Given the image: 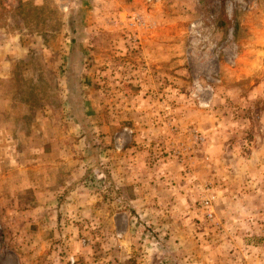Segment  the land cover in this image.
Here are the masks:
<instances>
[{
	"label": "rangeland",
	"instance_id": "1",
	"mask_svg": "<svg viewBox=\"0 0 264 264\" xmlns=\"http://www.w3.org/2000/svg\"><path fill=\"white\" fill-rule=\"evenodd\" d=\"M2 33L12 39L6 49L25 52L13 63L20 85L16 91L53 115L55 124L61 109L78 114L88 145L102 152V164L95 170L108 169L103 152L110 146L118 153L134 151L135 161H147L145 165L159 160L150 175L156 184L151 182L148 197L156 201L159 195L164 226L176 223L171 209L180 201L174 180L198 181L191 185V206L197 210L203 209L201 197L213 194L216 199L223 187L218 157H213L212 175H205L202 167L190 177L194 166L210 162L202 152L205 112L214 125L210 134L224 137L226 150L241 143L239 135L252 138L259 128L257 114L264 111V0H0ZM76 138L73 130L68 144L77 145ZM208 175L212 187L201 185ZM124 224L118 217V225ZM153 226H144L147 238L161 242L163 234L160 240ZM9 236L0 233V264H18L15 251L2 245ZM62 238L53 234L54 244ZM166 251V257L174 252ZM31 253L20 250L23 258ZM69 256L64 254L67 263L83 264Z\"/></svg>",
	"mask_w": 264,
	"mask_h": 264
},
{
	"label": "crops",
	"instance_id": "2",
	"mask_svg": "<svg viewBox=\"0 0 264 264\" xmlns=\"http://www.w3.org/2000/svg\"><path fill=\"white\" fill-rule=\"evenodd\" d=\"M6 36L0 34V233L10 235L2 245L15 251L18 264H70L64 254L83 264H135L134 259L142 264H164V260L166 264H264V111L257 114L256 134L239 135L241 143L227 150L224 137L210 134L214 125L205 112L200 126L205 133L202 152L210 162L194 166L190 177L202 167L210 175L213 157H218L223 187L219 186V197L210 189L217 195L214 221L206 219L203 209L191 206L195 200L191 185L198 181L193 183L188 176L174 180L178 183L173 192L180 201L177 209H171L176 223L164 226L159 195L156 201L148 197L151 182L156 184L150 175L159 160L148 162L150 168L144 164L147 161H135L134 151L118 153L110 146L103 152L108 155V169L96 171L102 152L88 145L80 116L61 109L55 124L53 115L16 91L20 85L13 63L25 52L12 50L13 46L6 49L12 40ZM73 130L77 145L68 144ZM102 173L107 180L101 179ZM209 175L201 183L204 187L213 186ZM105 188L108 193L102 195ZM120 188L126 192L122 194ZM104 202L108 208H102ZM118 217L126 224L118 225ZM216 220L218 225H213ZM150 223L160 240L163 236L161 242L148 240L144 226ZM55 233L63 237L60 244H54ZM26 248L32 253L23 258L20 250ZM166 250L174 252L166 257Z\"/></svg>",
	"mask_w": 264,
	"mask_h": 264
},
{
	"label": "built area",
	"instance_id": "3",
	"mask_svg": "<svg viewBox=\"0 0 264 264\" xmlns=\"http://www.w3.org/2000/svg\"><path fill=\"white\" fill-rule=\"evenodd\" d=\"M214 201L215 196L213 194L204 195L199 200L200 206L204 209L205 217L209 221H212L214 218Z\"/></svg>",
	"mask_w": 264,
	"mask_h": 264
},
{
	"label": "trees",
	"instance_id": "4",
	"mask_svg": "<svg viewBox=\"0 0 264 264\" xmlns=\"http://www.w3.org/2000/svg\"><path fill=\"white\" fill-rule=\"evenodd\" d=\"M74 108V106H72ZM75 110V109H74Z\"/></svg>",
	"mask_w": 264,
	"mask_h": 264
}]
</instances>
